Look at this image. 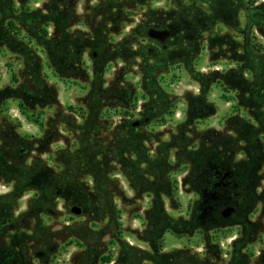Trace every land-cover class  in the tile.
<instances>
[{
  "label": "rangeland",
  "instance_id": "obj_1",
  "mask_svg": "<svg viewBox=\"0 0 264 264\" xmlns=\"http://www.w3.org/2000/svg\"><path fill=\"white\" fill-rule=\"evenodd\" d=\"M152 24L178 30L163 53ZM0 91V152L25 136L52 171L20 186L0 165V264H94L72 233L103 229L108 204L95 238L111 258L127 241L123 264H264V0H0ZM214 163L237 209L221 216L219 187L212 222ZM80 189L101 220L87 229Z\"/></svg>",
  "mask_w": 264,
  "mask_h": 264
},
{
  "label": "trees",
  "instance_id": "obj_2",
  "mask_svg": "<svg viewBox=\"0 0 264 264\" xmlns=\"http://www.w3.org/2000/svg\"><path fill=\"white\" fill-rule=\"evenodd\" d=\"M22 72L24 73V76L25 74H28L29 79L25 76L24 86L21 87L22 89L20 91V96L18 97L19 99H21V102H22L21 105L23 107L25 106L32 107V101L34 102L36 100L35 99L36 96L43 98L44 93L42 92L44 91L38 92V93L36 91V87H38L36 73L30 72V70L27 67L24 68ZM1 94H2V91H0V108L1 106L5 105V97H4L5 94L4 95L2 94L3 96ZM5 119L10 120L8 116L7 117L5 116ZM25 139H26L25 136L19 137V140L17 141V145L15 146V151H13L12 153L5 155L0 152V160L2 161L0 162V165H3L5 169L8 170L6 172L13 171L16 174L20 175V177H23L20 186L28 185L32 177L36 178L37 176L41 178L40 179L41 183L44 182L42 180L51 181L52 180L51 169H49L47 166H41V168H39L38 166L34 167L32 166V164L27 163V154L29 153L30 148H29V144H26ZM110 148H113V147L110 146ZM37 168H39V170H37V172L35 173V170ZM86 173L90 174L93 177L97 176V172L95 171V169H87ZM67 188L68 187L66 186H55L53 187V190L63 194L64 190H66ZM79 192H80V195H75V196L73 195L71 197V200L80 201V205L75 202H72L71 206L74 204H77L82 208V213L89 215L88 216L89 222H85L83 225L87 229V228H90L92 224H97L101 220H98L97 217H95L96 215H95L94 208L89 204V202H87V199L83 197L84 196L83 190L80 189ZM217 203L218 205H220L222 202L218 201ZM40 208H43V207L41 206ZM112 210H113V205L108 204V214H109V218L107 222L108 224H106L103 227V229L96 230L92 234L86 233V232L84 234L72 233L83 243V247L87 249V253H89L90 255V257L88 258V261L90 262L92 260L94 264H96V262L98 261L101 262V264L110 263L111 261H113V263L111 264H123L125 261L127 263L131 262L130 251L132 249V246L127 241H122L121 243L122 246L120 247V250H118L119 254H117L114 258H111V256L109 255H104L106 251L101 248L102 245H104V241H98V239L95 238L96 236H98L100 239L106 237L107 236L106 231L112 229L114 219H116L114 218L113 214H110ZM206 212L209 215V211L206 210ZM108 236L120 242L119 241L120 238L116 237L117 235L108 234ZM233 258L234 260L237 259L238 255L235 253Z\"/></svg>",
  "mask_w": 264,
  "mask_h": 264
},
{
  "label": "flooded vegetation",
  "instance_id": "obj_3",
  "mask_svg": "<svg viewBox=\"0 0 264 264\" xmlns=\"http://www.w3.org/2000/svg\"><path fill=\"white\" fill-rule=\"evenodd\" d=\"M156 27L159 29H168L170 31L169 36L164 40V41H159L153 38H150L151 44L149 45V50L153 51V44L154 45H158L159 47H161V51L160 53L165 52V50H167L166 47V40H168L169 38L173 37L174 35H176L178 33V30H176V28L173 25H169V26H160L158 24H152L148 27ZM148 31V30H147ZM246 30H243L242 33H245ZM212 170H213V176L215 178H219L217 182L214 183V189L212 192H208L207 190H204V195H207L210 199L209 201L210 204L207 205V207L204 208V210H208L209 211V216L211 218L212 222H215L216 219L214 218L213 214L220 209V205H218V201H220L221 199V193L220 191H218L217 189L220 187L223 188V191L226 193V196H224L225 198V202L223 204V209L221 210V216H222V211L228 207V206H233L234 207V211L232 212V214L227 217L230 218L232 217L235 213H236V204L233 201V198L231 195L227 194V192L230 190V188L233 186L229 180V177L231 176L232 172L230 170L225 169L224 167H222L219 163H214L212 165ZM205 201V199H204ZM223 217V216H222ZM224 218V219H227Z\"/></svg>",
  "mask_w": 264,
  "mask_h": 264
},
{
  "label": "water",
  "instance_id": "obj_4",
  "mask_svg": "<svg viewBox=\"0 0 264 264\" xmlns=\"http://www.w3.org/2000/svg\"><path fill=\"white\" fill-rule=\"evenodd\" d=\"M169 34H170V31L168 29H159L156 27H151L147 31V35L150 38H153L159 41H164L169 36ZM94 56H95V53H94ZM138 123H139L138 121H135L133 125H138ZM70 211L76 215H80L82 213V208L79 205L74 204L71 206ZM233 211H234L233 206L226 207L222 211L223 218L229 217Z\"/></svg>",
  "mask_w": 264,
  "mask_h": 264
}]
</instances>
